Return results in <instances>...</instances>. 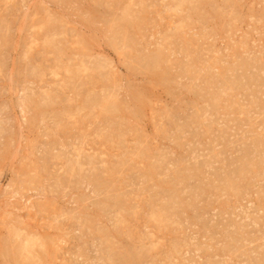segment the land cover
Segmentation results:
<instances>
[{
    "label": "rangeland",
    "instance_id": "374dc122",
    "mask_svg": "<svg viewBox=\"0 0 264 264\" xmlns=\"http://www.w3.org/2000/svg\"><path fill=\"white\" fill-rule=\"evenodd\" d=\"M0 264H264V0H0Z\"/></svg>",
    "mask_w": 264,
    "mask_h": 264
}]
</instances>
